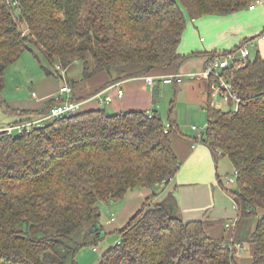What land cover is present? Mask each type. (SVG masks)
<instances>
[{
  "label": "trees",
  "instance_id": "1",
  "mask_svg": "<svg viewBox=\"0 0 264 264\" xmlns=\"http://www.w3.org/2000/svg\"><path fill=\"white\" fill-rule=\"evenodd\" d=\"M253 1L0 0V104L9 114L46 116L56 103L16 110L3 98L6 70L31 51L29 43L59 71L77 62L82 80L109 76L83 98L72 95L82 101L126 79L179 73L191 57L237 52L251 39L225 51L180 53L187 17L229 15ZM221 76L242 101L238 109L214 105L211 84L218 78H203L209 83L203 140L220 149L216 160L228 157L237 171L231 194L240 224L257 218L243 244L253 248L250 264H264V57L249 58L244 66L233 63ZM171 127L157 108H92L21 133L1 130L0 264H78L76 254L86 241L73 235L87 228L97 234L94 243L100 240V203L167 184L178 173L182 163L172 144L178 126ZM171 193L161 202H146L97 264H237L235 244L213 238L204 220L182 219Z\"/></svg>",
  "mask_w": 264,
  "mask_h": 264
},
{
  "label": "crops",
  "instance_id": "2",
  "mask_svg": "<svg viewBox=\"0 0 264 264\" xmlns=\"http://www.w3.org/2000/svg\"><path fill=\"white\" fill-rule=\"evenodd\" d=\"M242 11L243 12L240 11L230 15H210L217 16L215 18H211L214 23L212 28L217 29L218 32L221 30L223 33L225 28L227 29L230 26H235V30L238 31V38H236V40L242 41L246 38L253 40L256 55L260 54L264 57V38L261 36L264 33V1L259 3L253 10L245 9ZM240 18L243 22L237 25ZM227 23L229 25L226 27ZM217 33L214 34V41H211L207 45L208 47L201 50V47L198 49V45L196 46L195 43L189 39V31L187 32L186 30L179 48L180 53L188 54L193 51L211 53L217 51L220 46L219 44H221V40H215ZM201 41L205 42L203 37H201ZM208 57L209 54L188 58L178 70V72L182 74L183 78H185V76H190L192 77L190 78L192 80L199 79L200 81H205V87L199 88V94L201 95L200 100H204V107L207 102L209 83L207 80L199 78V75L203 73ZM64 72V81L70 85V82L73 81V79L68 77L69 72ZM191 74L196 76H192ZM109 79V76L103 73L90 80H86L83 82L84 85L80 86L78 83H75V85L72 86V88H75L73 94L75 97L83 98L88 93L104 86ZM183 83L186 84V87L189 84H192V82L187 81H183L182 84ZM156 85L157 84L155 83V86ZM180 85L181 84L177 87H180ZM155 86L147 85L143 77L130 78L111 84L101 91V94L103 95L113 96V101L109 104H100L99 100H97V97L95 96L81 100L84 107L90 105L88 108L85 107L86 110L92 108H105L107 111L110 110L109 112L111 113L129 110H145L147 112H151L155 109V107L157 108L155 105L156 99L153 98L152 92V89ZM120 87L124 90L122 98H119L117 93L118 88ZM148 87L153 88L150 90ZM191 89L194 92L197 91V88ZM18 116L19 117L16 118H8L7 115V118L0 122V131L12 124L20 122V120L30 117V115L27 114H20ZM165 122L167 125L169 124L172 126L171 128H174L175 125H177V120L174 118ZM181 141H189V144L186 147L185 145L181 146ZM172 144L182 163L181 168L175 177L165 185L156 184L151 189H136L129 192L121 201H111L110 203H107L111 208L110 214L112 215L113 221V223H110L109 226L114 227L119 224L118 226L124 227L132 215L146 202H161L166 198V196H168L169 193L172 192L171 194H173L177 200L179 214L182 219L204 220L206 222L207 230L213 238L219 239L226 244H233L232 239H237L243 231L240 229L239 231H237V229L229 230L225 227L226 221L236 220L239 218V211L235 209V201L231 206L230 200L232 202V199L230 196L234 199V196L231 194L233 190L231 187L230 189L227 186L225 178H221L218 171H216L217 182L214 180L215 175L211 159H215L217 162L216 169L220 159L218 158L216 160L212 149L208 145L205 146L211 150V153L208 148L204 146L197 149L192 148L194 138H191V136L187 137L182 135V137H179L174 135L172 136Z\"/></svg>",
  "mask_w": 264,
  "mask_h": 264
},
{
  "label": "rangeland",
  "instance_id": "3",
  "mask_svg": "<svg viewBox=\"0 0 264 264\" xmlns=\"http://www.w3.org/2000/svg\"><path fill=\"white\" fill-rule=\"evenodd\" d=\"M212 17L215 18L217 16L208 15L197 18L195 20H192L190 17H187L186 30L187 32L189 31V39L192 42H194L196 46L198 45L197 46L198 49L201 47L200 49L203 50L205 49V47H208L207 45L211 41H214V34L218 32L217 29L212 28L214 25L211 19ZM241 22L243 21L240 18V20L237 22V25H239ZM228 25L229 24L227 23L226 27ZM201 37L204 38L205 42L201 41ZM236 38H238V31L235 30V26H230L227 29L225 28L223 33L220 30L217 33L215 39V40H221L220 42L221 44H219L220 46L217 51H225L226 49L229 50L239 45L241 40H236ZM29 46L31 51L28 50L23 52L22 55L14 63H12L6 70V74H5L6 85L4 91L2 92L5 102H7V104L11 109L39 110L43 108V106H45L47 101L49 100L54 99L56 102V103L54 102L55 104H57L60 101L58 100V97H60L62 101L69 100L67 97H61L60 94L61 87L64 86L66 83L64 81L65 72L63 70L59 71L57 69L56 64L51 65L45 59L42 51L35 44L29 43ZM255 57H256V50L254 46L252 47L250 45V59H254ZM48 71H51V73L49 74ZM67 72H69L68 73L69 78H72L73 80L77 81L76 83H78L80 86L84 85L83 82H85V80H82L83 77L82 64L77 62L74 63L70 68H68ZM190 78L192 77L185 76L184 78V82L186 81L192 82V84L191 85L189 84L187 87L186 84L184 83L183 84L181 83L180 87H177L174 84H166L163 81L157 80V85H159L160 93L155 101V105L157 106L158 111L160 112L164 121H169L171 120V118L177 120L178 130L177 131L174 130L172 136L177 135L179 137H182V135H185L187 137L191 136V138H195L196 133L192 129V126L195 125L197 127L202 128L206 126L208 121L207 111L203 104L204 100L202 101L200 100L201 95L199 94V88L205 87V81H200L199 79L192 80ZM213 82H218V80L214 79ZM148 88H150L151 90V88L153 87H148ZM191 88H197V91L194 92ZM74 89L75 88H73V90ZM70 100H73L72 96ZM212 101L214 105H217L218 107L224 110H229L230 107L232 108L235 107L234 104L229 106V103H226L225 101L219 98L213 99ZM77 102H80L82 104L83 110H85V107L87 108L88 106L90 107V105L84 107L82 101H77ZM7 115L8 118L19 117L18 115L8 114V112L5 111V108L0 104V122H2L5 118H7ZM70 117H65V118H70ZM42 118L43 116H39L36 115L35 113H32L30 114V117L20 120V122L21 123H26L31 121L37 122ZM33 128H38V126H33L29 130ZM15 133H17V131H15ZM188 142L181 141L180 145L181 146L185 145L186 147L189 144ZM205 145H197L194 149L201 148L203 146L206 147ZM208 150L211 153V150L209 148ZM219 159L220 160L218 162L217 169H216L217 162L215 161V159L214 160L211 159V164L214 169L213 171L215 175L214 177L215 182H217L216 171H218L220 177L225 178V183L227 184V186L229 188L230 187L235 188L236 186L235 182L231 183L230 181H228L231 178L236 179L235 169L233 168L232 161L228 157L222 155L219 156ZM226 180L228 183L226 182ZM161 184L165 185L166 183L162 182ZM230 198L232 199V202L230 200V204L232 206L233 205L232 203H234L235 200L231 196ZM100 206L103 212L102 218L100 219V225H98V227L100 226L103 227L100 232L101 233L100 240L97 241V243H94L95 240L97 239V234L88 233L89 231L87 230V228L73 235L76 241L79 242L83 240L86 241V244L83 247H81L78 253L76 254L75 260L77 261L78 264H97V262L107 251V249L110 246L117 243V241L119 240L118 230L121 229L122 226H118L119 224L114 227L109 226L110 223H113L112 215L110 214L111 208L106 203H100ZM235 209H237L236 206ZM259 213L263 214V210H259ZM238 219L235 220L236 226L234 227L233 230L237 229V231H239L240 229L241 231H243V233H241V235L239 236L240 238L233 240L236 243L242 244L243 249L239 251L236 249L235 254L237 255L236 258L238 259L237 264H250L253 248L250 245L243 244V242L247 241L248 236L254 230L256 226L257 218L254 217L248 218L243 221L244 222L243 224H240V219L239 220ZM231 221L234 220L226 221L225 225L229 224ZM229 230H232V228H230ZM71 260L72 259H70V262Z\"/></svg>",
  "mask_w": 264,
  "mask_h": 264
},
{
  "label": "built area",
  "instance_id": "4",
  "mask_svg": "<svg viewBox=\"0 0 264 264\" xmlns=\"http://www.w3.org/2000/svg\"><path fill=\"white\" fill-rule=\"evenodd\" d=\"M263 1L264 0H254L253 3L249 6V9H255L257 5L259 3H262ZM261 36L262 38H264V33ZM250 45L252 47L254 46L253 40H250L247 44L243 45L237 52L229 53L223 56L209 57L206 61V66L203 73L199 75V78L209 79L212 75L218 78L219 82H212L211 84L210 92L212 96L214 97V99L221 98L226 103L234 104L236 109H238L242 99L236 92L233 91V88H231L230 84L221 76V72L223 68L231 66L233 62L238 63V65L240 66L246 65L248 59L250 58ZM57 69H60V67L58 66ZM192 76L196 75L193 74ZM143 78L145 79L146 84L149 86H155L156 80H161L166 84H181L183 82V76L181 73H172L162 76L149 75L144 76ZM73 92L74 90L72 86L65 83V85L61 87L60 94L61 97H67L69 100L62 101L61 98L58 97V100L60 101L55 104L51 108L50 112L46 116H43L42 119L38 120L37 122L31 121L26 123L20 122L21 124H12L11 126H8L7 128L3 129V131L7 132V134H15V131H17V133H21L23 130H29L33 126H43L45 122L49 120H60L65 117H70L74 114H77L82 110V104L80 102L70 100L71 96L73 95ZM117 93L118 97L122 98L124 95L123 88H118ZM95 97H97V100H99L100 104H109L113 101V96L111 95H103L99 93ZM168 126L170 125L168 124ZM192 129L196 133L194 138V144L192 147L195 148L197 145H205L203 138L206 137V132L208 131V123L202 128L194 125L192 126ZM213 153L220 154L221 151L219 148H215L213 150ZM235 174H237V171H235ZM228 181L234 183L235 178H231ZM235 226V220L225 225L227 229H234ZM232 242L233 244H235L238 251L243 249L242 244L236 243L233 239Z\"/></svg>",
  "mask_w": 264,
  "mask_h": 264
},
{
  "label": "water",
  "instance_id": "5",
  "mask_svg": "<svg viewBox=\"0 0 264 264\" xmlns=\"http://www.w3.org/2000/svg\"><path fill=\"white\" fill-rule=\"evenodd\" d=\"M153 98L154 99H157V97L159 96V93H160V88H159V85H156L153 90ZM156 108V107H155ZM91 230H93V227H91Z\"/></svg>",
  "mask_w": 264,
  "mask_h": 264
}]
</instances>
